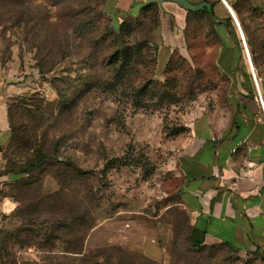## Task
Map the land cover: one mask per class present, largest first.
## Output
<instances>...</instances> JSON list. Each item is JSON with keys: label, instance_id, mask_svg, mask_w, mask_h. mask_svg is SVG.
<instances>
[{"label": "rangeland", "instance_id": "374dc122", "mask_svg": "<svg viewBox=\"0 0 264 264\" xmlns=\"http://www.w3.org/2000/svg\"><path fill=\"white\" fill-rule=\"evenodd\" d=\"M228 1L260 76L264 0ZM160 21L157 7L117 18L103 0H0V64L10 81L26 82L6 152L8 192L20 200L1 236L11 253L34 264H116L120 247L156 264H264L259 253L189 248L179 152L192 120L228 92L229 76L216 63L215 21L204 13L189 15L186 50L159 69ZM51 193L81 213L97 197L85 240V225L72 236L45 211ZM82 243L84 255L65 252Z\"/></svg>", "mask_w": 264, "mask_h": 264}, {"label": "crops", "instance_id": "0c3cea01", "mask_svg": "<svg viewBox=\"0 0 264 264\" xmlns=\"http://www.w3.org/2000/svg\"><path fill=\"white\" fill-rule=\"evenodd\" d=\"M188 2L193 7L206 5L193 10L174 1L156 3L161 17L153 35L158 67L163 70L175 51L186 50L189 15L209 14L215 21L216 63L229 76V90L189 125L178 157L182 204L193 226L206 232L208 244L227 245L244 255L256 252L264 256V113L256 100L257 88L239 30L232 27L235 19L230 8H234L228 0L227 5L222 0ZM146 4V0H103L105 11L117 18ZM25 83L10 81L0 64V264L40 262L11 253L1 241L5 218L18 207L8 192L11 181L4 171L13 136V108ZM258 83L264 97V71ZM88 247L89 238L86 250Z\"/></svg>", "mask_w": 264, "mask_h": 264}, {"label": "trees", "instance_id": "16d2710c", "mask_svg": "<svg viewBox=\"0 0 264 264\" xmlns=\"http://www.w3.org/2000/svg\"><path fill=\"white\" fill-rule=\"evenodd\" d=\"M145 6H147V8L157 7L159 9L158 4H156V3H148ZM232 7L236 10V12L240 18V21L242 24L241 26L245 32L244 34H245V38H246L247 43H248L252 62H253L255 71L257 73V71L259 72L260 67L257 66V64L255 62V58H253L254 55L257 57V52H256V50H254V48L251 49V47H250L251 45H250V42L248 41V33H247V28H246V25L244 23V20L241 18L237 9L234 6H232ZM192 13H197V12H192ZM210 13L213 16V12H210ZM237 42L239 43V41H237ZM54 61H55V59L53 60V62ZM257 76H258V74H257ZM258 78H259V76H258ZM18 107H19V101L17 104H15V106L13 108V115H12L13 136H14V129H15L14 118H15V114L18 110ZM13 136H12V140H13ZM46 160H47V158L43 157L39 160V162L46 161ZM4 173L7 174L9 172L4 171ZM23 175H24L23 173L16 174V176H17L16 179H18V180L21 179L23 177ZM54 195L59 196L60 194L51 193L47 197L43 198V201H48L49 199L51 200V201H49L48 204L45 203L46 204L45 205V207H46L45 211L50 213L51 216L53 215L56 220L59 219V222L61 223L60 227H62V229L68 228L69 230H72V236H75L78 233V231H80L81 228L84 227L83 225H85L84 236H83L84 237L83 240H85L88 237L90 231L96 225V220L94 217H92V213H93V210H95V208H97L98 204L96 203V205L93 207L92 202L93 201L96 202L97 197L92 193L91 198H90L91 199L90 200L91 201L90 208L87 211L85 210L83 213H81L80 211H77V210H74L71 208L66 210V206H64L66 201L62 202V201H60L61 199L58 200V198H56V196H54ZM11 196L17 201V203H18L17 209H18L20 206L19 205L20 200L13 195H11ZM64 212L67 215V218L65 215L64 216L62 215ZM60 229H57L56 231L58 232ZM189 240H190L189 248L193 251L200 252L202 250H205L206 248H213L216 246V245L208 244L206 242V232L204 230L198 228L197 226L192 227V231H191ZM217 246H219V245H217ZM220 246H224V247L228 248L230 253L235 252L231 247H229L227 245H220ZM113 250H115V254L117 255L116 258L118 259V262L116 264H156L155 262H153L152 260H150L148 258H145L143 256H139V255H135L131 252H128V251L120 248V247L115 248V249L113 248ZM65 252H67L68 254H71V255H84V253H85L84 244L82 243L80 246H77L76 244H72L67 249H65ZM188 264H201V263L200 262H198V263L189 262Z\"/></svg>", "mask_w": 264, "mask_h": 264}, {"label": "built area", "instance_id": "2783aa9c", "mask_svg": "<svg viewBox=\"0 0 264 264\" xmlns=\"http://www.w3.org/2000/svg\"><path fill=\"white\" fill-rule=\"evenodd\" d=\"M222 1L227 5L226 0H222ZM236 25H237V24H236ZM237 27L239 28L240 26L238 25ZM238 30H239V29H238ZM239 33H240V36H241L242 40L245 41L242 31L239 30ZM243 45H244V44H243ZM244 47H245V54H246L247 60L249 61V65H250V69H251L252 77H253V79H254V81H255L256 88H257V96H256V100H257L258 103L260 104V107H261V109H262V111H263V113H264V97H263V95H262V93H261V91H260L259 83H258V78H257L256 72H255V70H254V68H253V66H252L251 58H250V56H249V52H248V50H247L246 45H244ZM236 150H237V149L235 148L234 151H236Z\"/></svg>", "mask_w": 264, "mask_h": 264}, {"label": "water", "instance_id": "95a60500", "mask_svg": "<svg viewBox=\"0 0 264 264\" xmlns=\"http://www.w3.org/2000/svg\"><path fill=\"white\" fill-rule=\"evenodd\" d=\"M164 1H174V2H177L179 5H181L184 8L193 9V10H200L204 5H206V3H203L201 5H198V6L193 7L188 2V0H146V3H158V4H162ZM230 10H231V13L233 14L232 8H230ZM233 17L235 19L234 14H233ZM243 44L246 45L245 44V41H243Z\"/></svg>", "mask_w": 264, "mask_h": 264}, {"label": "bare ground", "instance_id": "6f19581e", "mask_svg": "<svg viewBox=\"0 0 264 264\" xmlns=\"http://www.w3.org/2000/svg\"><path fill=\"white\" fill-rule=\"evenodd\" d=\"M232 11H233V14H234V16H235V22H236V24H237V26L239 25L240 27L238 28L240 31H242V33H243V36H244V39H245V44H246V47H247V50H248V52H249V56H250V58H251V54H250V51H249V47H248V43H247V40H246V38H245V32H244V29H242V24H241V21H240V18H239V16H238V14H237V12H236V10L235 9H232ZM251 63H252V66H253V68H254V65H253V62H252V58H251ZM254 70H255V68H254ZM256 72V71H255Z\"/></svg>", "mask_w": 264, "mask_h": 264}]
</instances>
